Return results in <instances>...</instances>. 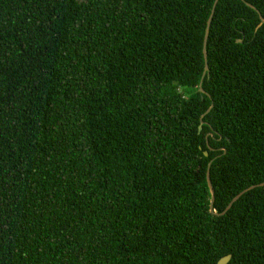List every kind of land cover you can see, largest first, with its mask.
<instances>
[{"label":"trees","instance_id":"16d2710c","mask_svg":"<svg viewBox=\"0 0 264 264\" xmlns=\"http://www.w3.org/2000/svg\"><path fill=\"white\" fill-rule=\"evenodd\" d=\"M213 1L0 0V264H264V185L206 183L264 181V0L203 94Z\"/></svg>","mask_w":264,"mask_h":264},{"label":"water","instance_id":"95a60500","mask_svg":"<svg viewBox=\"0 0 264 264\" xmlns=\"http://www.w3.org/2000/svg\"><path fill=\"white\" fill-rule=\"evenodd\" d=\"M217 2H218V0H214L213 3H212L211 10H210L209 16H208L207 21H206V26H205V30H204V36H203V42H202V53H203L204 67H203V71H202V74H201V78L199 80L198 90H199V92H201L203 94L206 93V91L202 87L203 78H204L205 75H208V73H209V67H208V62H207V49H206L207 39H208L209 29H210L211 21H212V18H213V14H214L215 7H216ZM245 3H246L247 6L253 8L254 10H256L258 12V14H259L260 22L257 24V26L255 28V31H256L264 23V18L261 16V14L255 8L254 5H252L249 2H245ZM237 41H241V39L240 40H237ZM212 106H213V104L211 103L210 106L204 111V113L201 116L207 114L211 110ZM202 123H203V121H200V124L198 126V131L201 130ZM204 154L207 155V152L205 151ZM211 162H212V160L209 161L208 162V165H207V170H206V183H207L208 190H209V194H210L209 210H210V212L212 214H224L232 206V204L243 193H245L246 191H248V190H250V189H252V188H254L256 186H263L264 185V181H263V182H260V183H257V184H252V185L244 188L243 190H241L240 192H238L235 196H233V198L228 202V204L226 205V207L224 208V210H222V212L217 213L215 211V209L213 208V203H214L215 195H214L213 185H212L211 179H210V165H211ZM230 258H231V255L230 254H227V255L221 257L218 260V263L217 264H226L230 260Z\"/></svg>","mask_w":264,"mask_h":264},{"label":"clouds","instance_id":"9594fccd","mask_svg":"<svg viewBox=\"0 0 264 264\" xmlns=\"http://www.w3.org/2000/svg\"><path fill=\"white\" fill-rule=\"evenodd\" d=\"M190 98H191L190 96H183L182 97V99H184V100H190Z\"/></svg>","mask_w":264,"mask_h":264},{"label":"flooded vegetation","instance_id":"af4514ba","mask_svg":"<svg viewBox=\"0 0 264 264\" xmlns=\"http://www.w3.org/2000/svg\"><path fill=\"white\" fill-rule=\"evenodd\" d=\"M239 40V39H238Z\"/></svg>","mask_w":264,"mask_h":264}]
</instances>
